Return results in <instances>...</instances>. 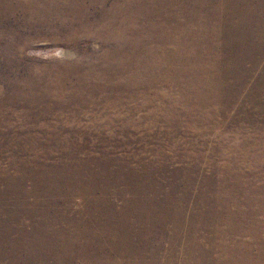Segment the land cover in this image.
Masks as SVG:
<instances>
[{
	"label": "rangeland",
	"instance_id": "rangeland-1",
	"mask_svg": "<svg viewBox=\"0 0 264 264\" xmlns=\"http://www.w3.org/2000/svg\"><path fill=\"white\" fill-rule=\"evenodd\" d=\"M264 264V0H0V264Z\"/></svg>",
	"mask_w": 264,
	"mask_h": 264
},
{
	"label": "bare ground",
	"instance_id": "bare-ground-1",
	"mask_svg": "<svg viewBox=\"0 0 264 264\" xmlns=\"http://www.w3.org/2000/svg\"><path fill=\"white\" fill-rule=\"evenodd\" d=\"M248 261H250V262H253V261H255V263H257V262H259L260 264H261V255L259 256H257L256 258H251V259H247Z\"/></svg>",
	"mask_w": 264,
	"mask_h": 264
}]
</instances>
